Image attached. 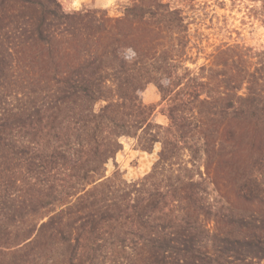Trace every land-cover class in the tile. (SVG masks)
<instances>
[{"label": "trees", "instance_id": "obj_1", "mask_svg": "<svg viewBox=\"0 0 264 264\" xmlns=\"http://www.w3.org/2000/svg\"><path fill=\"white\" fill-rule=\"evenodd\" d=\"M189 46L163 0L118 19L0 0V264L264 262V51L228 47L196 73ZM124 139L161 147L135 182Z\"/></svg>", "mask_w": 264, "mask_h": 264}, {"label": "rangeland", "instance_id": "obj_2", "mask_svg": "<svg viewBox=\"0 0 264 264\" xmlns=\"http://www.w3.org/2000/svg\"><path fill=\"white\" fill-rule=\"evenodd\" d=\"M66 13L82 10H100L109 18L123 17V7L133 0H57ZM171 8L179 10L189 24L190 51L186 66L199 73L203 66L212 67L219 62L218 54L230 47L238 53L250 50L246 61L256 64L255 53L264 51V0H163ZM219 59V60H218ZM238 60L236 57L234 60ZM245 59V58H244ZM145 105L155 109L153 121L166 126V104L154 85H149L143 96ZM123 150L115 163L128 182H135L149 174L161 150L156 145L152 153L142 152L130 139L123 140ZM115 170L107 166V175ZM261 264H264L261 263Z\"/></svg>", "mask_w": 264, "mask_h": 264}]
</instances>
